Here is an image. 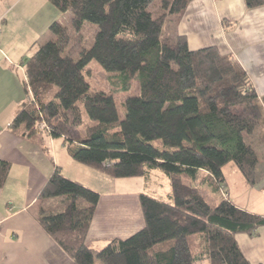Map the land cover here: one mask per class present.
Segmentation results:
<instances>
[{
	"label": "trees",
	"instance_id": "obj_1",
	"mask_svg": "<svg viewBox=\"0 0 264 264\" xmlns=\"http://www.w3.org/2000/svg\"><path fill=\"white\" fill-rule=\"evenodd\" d=\"M47 1L68 14V25L50 23L54 38L23 61L26 101L12 127H23L28 138L45 132L68 140L74 162L109 178H144L158 170L170 192L167 200L139 193L143 227L96 250L87 246V235L100 194L56 167L36 201L44 232L74 264H251L236 236H255L264 217L234 207L225 196L210 204L195 177L204 171L201 182L220 186L232 163L248 186L264 180V164L248 139L264 117V100L233 58L217 46L192 51L175 33L192 0H161L158 18L148 11L155 0ZM243 3L247 10L264 6V0ZM86 23L96 26L88 49L80 34ZM94 61L119 77L123 90L138 88L124 101L122 119L113 93L90 88ZM85 116L93 124L75 137ZM9 169L0 161V187Z\"/></svg>",
	"mask_w": 264,
	"mask_h": 264
},
{
	"label": "crops",
	"instance_id": "obj_2",
	"mask_svg": "<svg viewBox=\"0 0 264 264\" xmlns=\"http://www.w3.org/2000/svg\"><path fill=\"white\" fill-rule=\"evenodd\" d=\"M22 2L24 0H8V7L0 18V161L10 164L9 175L0 187V264H74L37 222V197L54 168L58 167L66 178L100 194L87 235V246L96 250H101L113 238H127L143 227L137 200L141 192L126 191L115 195L109 188L110 183L115 186L118 179H107L74 162L66 153L64 138H53L45 132L28 138L23 135V127L17 130L12 127L17 111L26 101L23 61L37 50L34 44L38 38L32 25V28L25 25L17 33L13 28L20 22L32 20L31 16L40 6L46 5L47 0H43L30 17L23 14L22 9L15 11ZM224 22L228 27L225 28ZM174 30L177 35L185 36L192 51L217 46L224 55L233 58L247 72L262 103L264 6L247 10L243 0H192ZM66 167L71 172L66 171ZM199 172L206 177L204 171ZM88 177L95 179L93 185H102L104 192L87 184L84 180ZM223 181L226 182L225 175ZM250 189L261 195L256 199L257 203L264 204V180ZM249 195L251 198L250 192ZM226 197L234 207L264 217L263 205L251 210L244 201H238L237 195L228 192ZM236 240L247 261L264 264V226L255 236L240 234Z\"/></svg>",
	"mask_w": 264,
	"mask_h": 264
},
{
	"label": "rangeland",
	"instance_id": "obj_3",
	"mask_svg": "<svg viewBox=\"0 0 264 264\" xmlns=\"http://www.w3.org/2000/svg\"><path fill=\"white\" fill-rule=\"evenodd\" d=\"M12 1L14 0H10V2ZM42 2L43 0H24V2H22L23 3L22 6L17 7L15 11L19 12L20 9H22L23 14H26L28 15V17H30L32 15V11L35 10V8L38 7ZM7 3H8V0L6 1L0 0V18H2V13L5 12L4 10H6V8L8 7ZM160 5H161V0H155L148 7V11L151 13L152 18H158L159 15H161L162 10L160 8ZM31 17H32V20L29 19V20L20 22L16 24L18 27L13 28V29H16L14 33H17L18 29H22L25 25H29L31 28L32 26H34L38 34L37 41L34 44L37 47V49L43 44L47 43L50 39H52L53 35H51L48 31V27L50 23L59 22L61 24L68 25V14L60 12L59 10L57 11L54 7H52L48 3V1L46 5L40 6L38 12L35 13V15ZM1 27H2V24H0V28ZM95 30H96V26L93 24L91 25V24L86 23L82 27L80 34H82L83 36L82 45L84 46V48L88 49L92 46L91 44L93 42ZM163 30L165 34V31H167V27H164ZM39 32H41L40 35H39ZM70 34H71V39H74L76 34H74L72 30H70L69 35ZM36 51L37 50H35L34 52ZM34 52H31V53H34ZM88 67L91 70V74L87 78L91 90H94V91L101 90L104 92L113 93L115 100L117 102V111L119 112L120 119H122L125 115L124 101L129 96L137 95L138 88H136V85H133L132 89L128 91L123 90L122 82L120 78L119 77L116 78L112 75V73L104 71L101 67L97 65L95 61L90 63ZM186 108L189 112L192 111L194 109L193 103L192 102L190 104L187 103ZM88 124H93V123L90 122L89 119L85 116L84 126L82 128L77 129L74 136L78 138L83 137L84 127ZM248 139L253 141V144H254L253 148L258 153V159L264 164V117L261 119V122L258 128L256 129V132L254 133V135L252 137H248ZM154 144L159 147L161 146V143L157 141L154 142ZM69 145H70V142L66 140L65 142L66 153H68L67 146ZM65 169L66 171L71 172V170L68 169L67 167ZM100 174L105 176L107 179L109 178L103 173H100ZM223 174L225 175L226 182L222 181V183L219 184L220 186L213 185L212 183L210 184L209 181L207 180H204L203 182H201L200 180L203 178L202 177L203 174H201L200 172L196 174L195 183L196 185H200V188H201V191L204 197H206L207 201L210 204L216 203L217 201H219V196L226 197L228 192H230L231 195H237L238 201L239 200L244 201V203H246L247 208L251 210H254V208H261L260 204L264 206V204H262L261 202L260 204L257 203L256 199L260 198L261 195L256 190H252L248 186H245V187L243 186L242 184V182H244L243 178L241 177V174L238 173V171L236 170L234 164L232 163L228 164V166H226L223 169ZM112 179H115V178H112ZM93 180L95 179H93L92 177L91 179H89L88 177V179H85L84 181H86L87 184L93 186L96 190H100L101 193L102 191L104 192V190L102 189V185H99V187L93 185L94 184ZM116 183L117 184H115V186H113L110 183L111 186L109 188L110 192L112 191V193H114L115 195H122V193L126 191H128L127 193L141 192V193H147L149 195H152L153 197H160L163 200H167V195L170 192L169 180L167 176H164L161 172L155 169L152 170L151 173H149V175L144 178H140V177L121 178V179H118ZM249 192L252 195L251 198H250ZM263 192H264V189H263ZM263 198H264V195H263ZM170 244H171L170 241L167 242L165 244V247L166 248L169 247ZM156 248H158V246ZM95 264H100V263L96 262Z\"/></svg>",
	"mask_w": 264,
	"mask_h": 264
},
{
	"label": "built area",
	"instance_id": "obj_4",
	"mask_svg": "<svg viewBox=\"0 0 264 264\" xmlns=\"http://www.w3.org/2000/svg\"><path fill=\"white\" fill-rule=\"evenodd\" d=\"M40 128H42V129H47L46 128V125H44V124H41V127Z\"/></svg>",
	"mask_w": 264,
	"mask_h": 264
}]
</instances>
